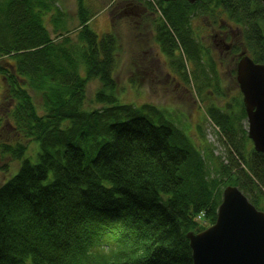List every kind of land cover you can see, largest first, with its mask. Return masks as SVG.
Here are the masks:
<instances>
[{"label": "trees", "instance_id": "1", "mask_svg": "<svg viewBox=\"0 0 264 264\" xmlns=\"http://www.w3.org/2000/svg\"><path fill=\"white\" fill-rule=\"evenodd\" d=\"M83 1L69 31L57 0H0V159L14 163L1 167L0 264H193L186 235L214 222L224 187L264 211V153L248 147L242 99L205 109L225 159L195 145L165 107L118 101V35L112 22L94 32ZM123 1L154 12L160 49L198 92L221 94L191 27L198 15L220 8L264 64L261 0Z\"/></svg>", "mask_w": 264, "mask_h": 264}, {"label": "rangeland", "instance_id": "2", "mask_svg": "<svg viewBox=\"0 0 264 264\" xmlns=\"http://www.w3.org/2000/svg\"><path fill=\"white\" fill-rule=\"evenodd\" d=\"M57 2L66 13V24L68 23L70 31L78 25L77 0ZM83 3L89 13H94L89 21V27L94 32L98 35L109 32L112 22L115 27L113 31L118 35V64L114 73L118 101L133 104L150 102L165 107L175 125L185 128L195 145L199 148L205 147L212 151L214 156L225 159L226 152L220 134L207 119L205 109L212 104L224 107L228 104L227 101L242 99L233 75L238 57L233 48L237 47L239 52H245L241 44L242 32L240 34L239 24L220 8L212 15H198L191 22L195 39L206 47L205 51L208 52L218 76L216 83L221 90L218 95V91L214 92L217 89L215 87L198 92L199 82L193 79V82H184L177 75L178 72L171 67L156 41L154 20L157 16L155 17L151 9L123 0H84ZM221 31L227 35L223 39L233 45L229 51L220 46ZM72 36L74 37L75 33ZM186 66L191 70L189 63ZM98 87L96 79H92L86 87L87 100L93 105L96 104L93 98ZM198 123L200 130L196 128ZM242 126L247 134L246 118ZM3 135L9 137L10 133L4 130ZM251 145L248 141V147ZM7 162L14 167V163L7 158L0 159V183L6 177L1 167Z\"/></svg>", "mask_w": 264, "mask_h": 264}, {"label": "water", "instance_id": "3", "mask_svg": "<svg viewBox=\"0 0 264 264\" xmlns=\"http://www.w3.org/2000/svg\"><path fill=\"white\" fill-rule=\"evenodd\" d=\"M261 2L264 4V0ZM235 73L246 113L247 136L254 150L264 153V64L242 53ZM186 236L193 264H264V212L235 185L223 188L214 222Z\"/></svg>", "mask_w": 264, "mask_h": 264}, {"label": "flooded vegetation", "instance_id": "4", "mask_svg": "<svg viewBox=\"0 0 264 264\" xmlns=\"http://www.w3.org/2000/svg\"><path fill=\"white\" fill-rule=\"evenodd\" d=\"M221 33H222V36H221V39H220V46H221L222 48H224L225 50L229 51V50H230V47H231L232 44L227 43V42L223 39V37L227 36L226 33H225L224 31H221ZM215 36H217V34H216ZM232 48H233V45H232ZM232 48H231V51H232ZM242 52H243V51H242ZM238 55H239V54H238ZM239 93H240V91H239ZM240 98H241V93H240Z\"/></svg>", "mask_w": 264, "mask_h": 264}, {"label": "bare ground", "instance_id": "5", "mask_svg": "<svg viewBox=\"0 0 264 264\" xmlns=\"http://www.w3.org/2000/svg\"><path fill=\"white\" fill-rule=\"evenodd\" d=\"M238 54H239V55H238V57H237V61L239 60V58H240L242 52L240 51ZM237 61H236V63H237ZM235 68H236V64H235V67H234V76H236ZM250 142H251V140H250ZM251 144H252V142H251ZM252 146H253V144H252Z\"/></svg>", "mask_w": 264, "mask_h": 264}]
</instances>
